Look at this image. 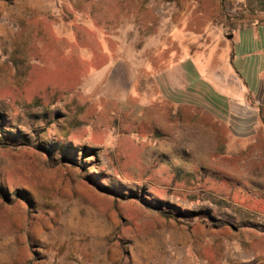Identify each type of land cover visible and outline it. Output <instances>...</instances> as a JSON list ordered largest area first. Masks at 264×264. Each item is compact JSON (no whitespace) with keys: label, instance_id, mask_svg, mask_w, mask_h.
Here are the masks:
<instances>
[{"label":"rangeland","instance_id":"rangeland-1","mask_svg":"<svg viewBox=\"0 0 264 264\" xmlns=\"http://www.w3.org/2000/svg\"><path fill=\"white\" fill-rule=\"evenodd\" d=\"M0 264H264V0H0Z\"/></svg>","mask_w":264,"mask_h":264},{"label":"trees","instance_id":"trees-1","mask_svg":"<svg viewBox=\"0 0 264 264\" xmlns=\"http://www.w3.org/2000/svg\"><path fill=\"white\" fill-rule=\"evenodd\" d=\"M200 216H201V213L196 214V217H200ZM227 224L228 223L226 221H222V220H213L212 221V225L215 227H221V226H225Z\"/></svg>","mask_w":264,"mask_h":264},{"label":"bare ground","instance_id":"bare-ground-1","mask_svg":"<svg viewBox=\"0 0 264 264\" xmlns=\"http://www.w3.org/2000/svg\"><path fill=\"white\" fill-rule=\"evenodd\" d=\"M76 219V218H75ZM72 220V219H71ZM93 226V225H92Z\"/></svg>","mask_w":264,"mask_h":264},{"label":"crops","instance_id":"crops-1","mask_svg":"<svg viewBox=\"0 0 264 264\" xmlns=\"http://www.w3.org/2000/svg\"><path fill=\"white\" fill-rule=\"evenodd\" d=\"M235 58H236V56H235Z\"/></svg>","mask_w":264,"mask_h":264}]
</instances>
